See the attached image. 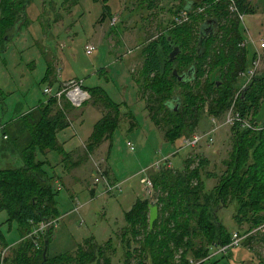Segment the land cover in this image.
Returning a JSON list of instances; mask_svg holds the SVG:
<instances>
[{"label":"rangeland","instance_id":"374dc122","mask_svg":"<svg viewBox=\"0 0 264 264\" xmlns=\"http://www.w3.org/2000/svg\"><path fill=\"white\" fill-rule=\"evenodd\" d=\"M182 2L33 0L27 7V24L18 28L16 37L9 38L0 49V131L4 123L19 113L29 112L40 102L47 103L50 117L64 112L70 123L66 130L57 133L58 151L43 153V149H34L35 161L42 163L38 169L51 177L52 190L63 215L49 219L55 221L47 231V234L52 232L51 255L76 252L79 245L94 238L102 246L110 245L101 263L91 264L124 263L127 248L120 241L125 213L138 198L148 199L153 205L158 203L159 189L153 182L151 191L144 179L153 181L154 174L168 167L163 165L159 170L155 167L163 157H170L175 170H184L188 164L189 172L198 168V178L205 181L207 191L228 170L234 135L233 126L222 125L225 115L215 118L207 106L200 124L189 134L210 133V136L196 147L182 149L183 139L190 136H182L175 143L169 140L166 125H158L152 119L148 96L137 82L145 68L150 45L160 40L166 27L174 29L177 24L192 23ZM250 3L252 11L245 16L243 35L249 48L256 51L264 37V0ZM150 4L153 6L149 7ZM114 17L118 18L116 22ZM88 44L97 46L91 55L86 53ZM261 53L259 70L263 72L264 49ZM211 77L220 80L219 73H211ZM245 79L240 77L239 85L245 84ZM71 82L74 87L83 85L90 93L81 106L71 104L66 93L58 95ZM49 87L51 96L45 93ZM110 102L120 106V114ZM106 117L117 121V129L95 141L96 125ZM7 165L0 157V168ZM198 182L196 179L194 185ZM236 214L234 207L221 212L231 232H246L249 223H240L235 219ZM8 218L6 211H0L7 242L20 243L23 235L19 225ZM257 229L247 234L250 239L245 243L247 248H234L227 257H216L219 264H264V224ZM195 240L199 244L200 240ZM0 250L6 256L10 247L0 243ZM215 254H222L216 246L212 247V256ZM180 258L178 254L177 262Z\"/></svg>","mask_w":264,"mask_h":264},{"label":"trees","instance_id":"16d2710c","mask_svg":"<svg viewBox=\"0 0 264 264\" xmlns=\"http://www.w3.org/2000/svg\"><path fill=\"white\" fill-rule=\"evenodd\" d=\"M32 1L1 0L0 49L7 44V37H16L17 29L27 24V7ZM181 1L184 10L190 9L192 23L177 24L174 29L166 27L160 40L150 45L145 68L137 78L148 96L152 119L158 125H166V136L173 143L193 134L189 133L198 127L207 106L209 114L215 118L226 114L235 102L236 93L244 86L239 85L242 73L247 72L257 58L254 48L242 46L244 27L239 16L230 11L232 0ZM234 1L242 13L252 11L251 0ZM209 18L216 19L219 26L200 44L201 27ZM175 46L180 47V53L172 60ZM191 59H195L193 63ZM192 68L190 80L179 79ZM211 73H219L220 80L211 77ZM175 103L179 105L178 110ZM110 104L120 114V106ZM236 106L237 111L247 118L250 115L261 129L250 130L241 124L233 126L234 147L228 170L212 190L207 191L205 181L198 178V168L188 171L190 164L184 170L166 167L154 174L152 179L159 189L156 203L159 218L151 228V201L143 198H138L125 213L120 243L127 248L126 261L120 264H219L220 259L216 257H227L232 249L245 246L250 240L247 234L264 224V71L243 88ZM65 114L60 112L50 117L47 103L40 102L29 112L19 113L4 123L0 131V157L9 163L5 169L0 168V211H6L8 219L17 221L23 235V240L13 246L7 242L0 224V243L10 247L6 256L0 250V264L101 263L109 249L110 243L102 246L96 239L89 238L76 252L53 256L50 254L52 232L43 237H28L35 223L61 216L51 177L38 169L42 168V163L35 161L34 149H43V153L59 150L57 133L70 126ZM115 129L117 121L108 117L101 119L93 138L101 140L104 133ZM196 179L199 182L194 185ZM232 207L237 211L236 220L249 223L246 232H231L226 227L221 212ZM236 233L243 237L239 246L212 256V247L231 244ZM47 241L49 247L45 254ZM178 254L180 262H177ZM134 256L138 259L135 263Z\"/></svg>","mask_w":264,"mask_h":264},{"label":"built area","instance_id":"2783aa9c","mask_svg":"<svg viewBox=\"0 0 264 264\" xmlns=\"http://www.w3.org/2000/svg\"><path fill=\"white\" fill-rule=\"evenodd\" d=\"M185 11V10H184ZM230 11L231 13H236L239 18H240V22L241 24H243V27H245L244 23H245V16L247 14L242 13L241 11H239L236 3L234 0H232V3L230 5ZM189 13L187 11H185V15H188ZM118 18L114 17V21L116 22ZM260 44L259 47L257 48L256 52H257V58L254 60V62L252 63L250 69L247 72L242 73V75L246 78V83L244 84L243 88H245L249 83H251L252 79L259 74L260 70H259V66H261V62H262V53L261 50L264 49V37L260 40ZM251 43L255 45V41L251 40ZM242 46H249V42L245 39V41L243 42ZM97 50V46L94 44H88L86 46V53L88 55L93 54L95 51ZM81 86V87H80ZM80 86H72V82L69 86H67L64 90L60 91V93L58 94L59 96L62 95V93H66V95H68V98L70 99V103L74 104L75 106H81L88 98H90V93L88 90L83 89V85ZM242 89H240L238 91V93L235 96V102L233 103V105L230 107V109L226 112L225 114V121L222 125H231L234 126L236 124H241V126L243 128H247L250 130H259L261 129V127H258V125L255 124L254 121H252L247 117H244L239 111H237V106H236V101L239 98L240 94L242 93ZM85 90V91H84ZM45 93L47 95H51L52 93V89L46 88L45 89ZM214 122L216 121V119H213ZM208 136H210V133L207 134H196L190 137H187L185 139H183L182 143H181V148L182 149H190L193 147L198 146L199 144H201L203 142V140L205 138H207ZM212 141V139H211ZM129 145L131 146V148L133 149L134 147L132 146L131 142H129ZM178 152V151H177ZM177 152H175L174 154H176ZM170 157H163L162 159H159L156 163H155V167L159 170L163 165H168V167L172 168L173 166V162L171 161V159H169ZM100 181V180H99ZM144 183L146 184V187L151 189H153L154 185H153V181L150 180L149 178H145L144 179ZM110 187V189L112 188L110 185H108ZM55 224L54 220H43L41 222L35 223V227L33 229V231L31 233H29L28 237H43L42 235L46 234L47 231L52 228ZM39 239V238H38ZM243 237H240L237 233L234 235V239L233 242L229 245L226 246H221L218 247V251H220V253H225L227 250H229L231 247L234 246H239L241 241H242Z\"/></svg>","mask_w":264,"mask_h":264},{"label":"water","instance_id":"95a60500","mask_svg":"<svg viewBox=\"0 0 264 264\" xmlns=\"http://www.w3.org/2000/svg\"><path fill=\"white\" fill-rule=\"evenodd\" d=\"M187 12H190L189 8L185 9ZM219 26L218 21L216 19H212L209 18L207 19V21L202 25L201 27V32H200V44L202 43V39L206 38L209 35H212L215 33L217 27ZM9 38L11 37H7L6 40H9ZM200 52L202 51V48L199 49ZM180 53V47L179 46H175L173 52L171 53L172 56V60H174V58L176 57V55ZM192 70H194V68H192L191 70H189V73H186L184 75H181L179 77L180 80L187 82L190 77V75L193 73ZM175 73H177V71H175ZM178 106H176V110H178ZM159 218V207L157 205H150V226L151 228H153L155 222L158 220ZM48 247H49V242L47 241L46 243V248H45V254L48 251Z\"/></svg>","mask_w":264,"mask_h":264},{"label":"crops","instance_id":"0c3cea01","mask_svg":"<svg viewBox=\"0 0 264 264\" xmlns=\"http://www.w3.org/2000/svg\"><path fill=\"white\" fill-rule=\"evenodd\" d=\"M61 216H63V215H61ZM61 216H60V218H61ZM64 216H66V215H64ZM16 244H17V243H16ZM16 244H12V245L14 246V245H16ZM53 256H54V255H53Z\"/></svg>","mask_w":264,"mask_h":264}]
</instances>
